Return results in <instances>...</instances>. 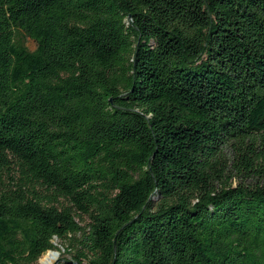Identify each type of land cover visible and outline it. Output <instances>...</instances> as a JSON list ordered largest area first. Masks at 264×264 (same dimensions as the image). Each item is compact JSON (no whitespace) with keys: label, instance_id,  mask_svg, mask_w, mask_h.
<instances>
[{"label":"trees","instance_id":"1","mask_svg":"<svg viewBox=\"0 0 264 264\" xmlns=\"http://www.w3.org/2000/svg\"><path fill=\"white\" fill-rule=\"evenodd\" d=\"M54 239L264 264V0H0V264Z\"/></svg>","mask_w":264,"mask_h":264},{"label":"rangeland","instance_id":"2","mask_svg":"<svg viewBox=\"0 0 264 264\" xmlns=\"http://www.w3.org/2000/svg\"><path fill=\"white\" fill-rule=\"evenodd\" d=\"M26 46H27L30 50H34L36 45H35V43H34L32 40L27 39V40H26ZM234 173H235V171H233V172L231 173V174L233 175V176H232V179H231V184H232L233 186H235L236 184H238L240 181H242V183H243L244 185H253L254 182L256 181L255 179H251V178H247V179L242 178V179H241L240 177H238V176L235 175ZM228 175H229V173H228ZM53 244H54L55 246H57V247L60 249V251H58V250H52V251H57L59 254H58L56 257L54 256V259H53L49 264H55L56 261L59 260V259L61 258L62 254H63V252H64L63 246L60 244V242H59L57 239H54V240H53ZM47 254H48V252L44 253V254L39 258V260L37 261L36 264H43V263H42V260L45 258V256H46ZM65 257H68V256L65 255Z\"/></svg>","mask_w":264,"mask_h":264},{"label":"bare ground","instance_id":"3","mask_svg":"<svg viewBox=\"0 0 264 264\" xmlns=\"http://www.w3.org/2000/svg\"><path fill=\"white\" fill-rule=\"evenodd\" d=\"M54 254L52 252H48L45 258L42 260L43 264H49L54 259ZM56 257V256H55Z\"/></svg>","mask_w":264,"mask_h":264},{"label":"water","instance_id":"4","mask_svg":"<svg viewBox=\"0 0 264 264\" xmlns=\"http://www.w3.org/2000/svg\"><path fill=\"white\" fill-rule=\"evenodd\" d=\"M47 252H52L55 256H57L59 254L57 251H52V250H49ZM57 263H58V260L56 261L55 264H57Z\"/></svg>","mask_w":264,"mask_h":264}]
</instances>
